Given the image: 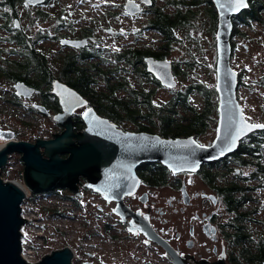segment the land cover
Instances as JSON below:
<instances>
[{
	"label": "flooded vegetation",
	"instance_id": "flooded-vegetation-1",
	"mask_svg": "<svg viewBox=\"0 0 264 264\" xmlns=\"http://www.w3.org/2000/svg\"><path fill=\"white\" fill-rule=\"evenodd\" d=\"M51 1L58 5V10L60 8L64 10L63 14L64 17L66 16V21L64 24H57L55 19H50L52 21L50 25L48 24L44 28L40 26L36 32H42L45 40L54 39L58 50H66L64 57L68 53H79L81 50L104 49L105 45L108 47L103 42L104 35H127L130 31L124 28H115L109 17L103 25H100L97 20H90L88 24H85L84 17L80 21L70 16L69 8L63 5V1L49 0L48 4ZM117 1L118 6L124 8L126 0ZM153 5L150 7L143 5L142 13H149L156 9L155 0H153ZM35 7L24 6L28 10ZM17 17H13L11 32L14 40L10 44L12 47V57L10 58L12 65L18 64L22 58H26V47L34 48V41L30 36L33 35L30 30L34 25L30 23V20H23L21 17L22 21L18 17L21 26H16L14 20ZM109 28L125 32L111 34L107 32ZM140 30L142 29L133 28L132 33L139 34ZM92 31L93 33H91ZM22 36L26 41L22 40ZM63 38H86L88 43L79 48L61 45L60 40ZM28 79V76L15 79L13 85L18 81H24L29 86L36 88L37 92L33 93L30 98L16 96V100L25 101V109L33 112H39L34 104H43L48 108L49 114L43 115L52 119V124L56 130L49 137L43 139H54V136L61 134L65 127L54 119L56 114L62 112V107L58 97L51 92L52 82L55 79H60L75 90L78 91V89L57 77L52 79L49 93L30 84ZM88 102V105L73 113V131L75 133L83 132L86 129L87 125L83 119V114L87 108L93 107L89 100ZM97 113L117 124L118 128L131 130L113 121L108 115L98 111ZM219 119L218 111L217 121L215 125H212L213 127L216 126V136ZM0 133L5 136L8 133L15 135L16 132L0 130ZM262 133H264V129L251 132L240 140L236 150L230 151L218 159L205 161L195 171H173L161 161L140 163L137 168L138 186L132 195L124 197L125 204L133 212L147 213L151 218L152 228L171 243L178 255L187 264H194L193 257L196 260L206 258L210 263L218 262L223 254L222 241L225 242L227 252L223 259L224 264H264V141H262L264 136ZM189 136L194 135L180 137ZM215 138L212 142L204 145H212ZM37 139L39 137L31 142H35ZM62 156L66 157L67 155L62 154ZM81 179L82 184L79 189L83 195L76 196L74 194L75 203L78 206V217L84 222L82 230L78 232L79 238L77 240L87 242L90 238L97 237L102 242L114 239L116 243L111 246L114 254H108L107 259H102L96 249L94 252L87 251L84 246L85 254L82 256L75 247L76 257L73 256V264H94L100 261H105L108 264H124V261L128 260L132 253L137 250V247L153 248L157 253L166 256V247L163 244L140 232L133 233L129 224L121 220V215L115 211L117 201L105 200L99 192H95L86 186L84 177ZM84 191H91L96 199L87 200ZM122 214H126V211H123ZM127 219L131 221L132 216L127 215ZM133 239H139V241L133 243L131 242Z\"/></svg>",
	"mask_w": 264,
	"mask_h": 264
},
{
	"label": "water",
	"instance_id": "water-1",
	"mask_svg": "<svg viewBox=\"0 0 264 264\" xmlns=\"http://www.w3.org/2000/svg\"><path fill=\"white\" fill-rule=\"evenodd\" d=\"M47 0H24L25 7L41 6ZM217 14L216 46L217 61L216 91L219 97L220 114L218 134L212 145L201 144L194 136L165 138L158 133L148 131L123 130L109 119L101 117L94 107H89L83 114L86 129L83 132L73 131V113L89 104L88 100L77 90L60 79L52 82L51 92L59 99L62 112L54 116L65 130L54 136V139L39 138L35 142L16 140L14 133L5 135L6 141L0 144V264H27L20 256V226L25 222L21 218V204L25 197V187L2 178V169L6 167L10 154L19 153L23 164V180L31 193L54 192L67 189L76 196L80 191L81 177L86 179V186L99 192L107 201H117L115 211L121 220L128 223L133 233L140 232L166 247V256L173 264H187L176 252L175 248L151 226V218L142 211L133 212L124 202V197L132 195L139 183L137 168L144 161H161L173 171L199 169L205 161L224 156L238 148L240 140L255 130L241 131V121L248 124H264L249 121L237 97L239 73L232 66V32L233 17L239 15L250 6L234 10L236 0H212ZM143 5L150 7L153 0H126L124 11L134 16L142 13ZM21 26L19 18L14 20ZM108 33H124L112 28ZM88 43L86 38L60 40L61 45L82 47ZM146 70L151 73L163 87H177L173 62L168 58H145ZM37 89L24 81L14 85L16 96L30 98ZM42 114H49L43 104H34ZM193 141L195 143H193ZM202 146V147H201ZM62 154L67 155L66 157ZM126 211V214H122ZM127 215L132 216L128 221ZM223 254L216 263L206 258L196 260L194 264H224L226 256L225 242ZM73 250L65 246L45 256L38 264H73ZM91 264V263H87ZM103 264H108L104 261Z\"/></svg>",
	"mask_w": 264,
	"mask_h": 264
},
{
	"label": "trees",
	"instance_id": "trees-1",
	"mask_svg": "<svg viewBox=\"0 0 264 264\" xmlns=\"http://www.w3.org/2000/svg\"><path fill=\"white\" fill-rule=\"evenodd\" d=\"M22 1L2 0L0 2L4 18L1 25L7 32L5 36L0 34V42L7 41L11 44L14 41L11 35L13 17L20 18L17 8L23 4ZM205 1L209 3L205 9L206 23L209 22L208 31L215 35L218 21L217 9L212 0ZM48 2L49 0L46 5ZM155 2L156 9L152 10L148 24L140 30V33L153 29L162 36V44L145 45V47L124 45L113 52L95 48L81 50L79 53H68L61 62L58 77L78 89L98 112L108 115L121 125L125 126L127 122H132L136 130L158 132L166 137L194 135L197 138L217 121L218 96L214 95L215 89L199 83L192 84L185 90L176 92L174 98L165 104L154 103L155 87H162V85L146 70L145 58L147 56L166 58L175 44L183 42L177 32L183 30L184 33L190 34L198 27L200 13L196 8L204 0H165L161 5L158 4V0ZM249 3L248 9L233 17L234 29L231 36L233 51L236 47L235 36L241 35L239 26L247 25L251 28L256 22L264 25V0H249ZM7 7L10 8V12L6 10ZM36 12V18L55 19L57 24H64L66 21L64 10L61 8L58 10V7H54L51 11L38 8ZM28 19L32 25L37 24L34 18L31 20L28 17ZM30 36L34 41V48L26 47V58H22L18 64L12 65L11 46L0 49L2 57L0 76L6 77L11 82L28 76L30 84L50 93V84L56 76L55 66L59 60L54 57L56 54L52 50L44 51L38 48L37 45L45 40L42 32H36ZM22 40L26 41L23 36ZM189 40L193 41L190 38ZM190 65L191 62H186L187 68H190ZM173 69L176 75L180 74L178 64H173ZM123 90L130 95L127 99L119 96ZM193 92H198L205 97V107L200 111L190 103V94ZM181 108L185 113H191V116L181 115ZM262 134L264 136V133Z\"/></svg>",
	"mask_w": 264,
	"mask_h": 264
},
{
	"label": "rangeland",
	"instance_id": "rangeland-1",
	"mask_svg": "<svg viewBox=\"0 0 264 264\" xmlns=\"http://www.w3.org/2000/svg\"><path fill=\"white\" fill-rule=\"evenodd\" d=\"M63 5L69 8V13L72 18L82 20L84 17L85 24H88L90 20H97L100 25H103L108 17L115 28H124L130 30L127 35L108 36L104 35L103 48L109 52L117 51L124 45H136V46H153L163 43L162 36L155 30H144L140 34L132 33L133 28L143 29L148 24L152 13H142L135 17L129 16L124 8L118 6L117 0H61ZM165 0H158V4L161 5ZM67 2V3H65ZM111 3V4H110ZM204 2L196 9L200 13L198 19V27L193 29L190 34L184 33L183 30L178 31L181 43L175 44L172 47L166 58L172 60L173 64H178L180 68V74L176 75L178 80L177 87L170 89L167 87L156 86L155 94L153 96V102L158 104H165L174 98L176 92L183 91L192 84H202L213 88L216 91L217 74H216V61H217V46H216V32L213 35L208 31L209 22L206 23V6ZM58 5L51 1L46 6H36L35 9L29 11L21 4L17 10L20 13V18L27 20L28 17L37 23L30 33L35 34L37 29L42 26L51 24V20H44L42 18H36V9H45L51 11ZM215 6V5H214ZM10 12V8L6 9ZM28 10V11H26ZM122 10L124 12H122ZM169 10V9H168ZM171 10V8H170ZM2 8L0 7V24L4 22L2 15ZM115 14V15H113ZM21 18V20H22ZM22 20V21H23ZM29 20V19H28ZM254 27L247 25L239 26L241 35H236L234 41L236 42L235 50L232 54V66L239 73V85L237 88V97L240 104L243 107L246 118L252 122L264 123V25L254 23ZM102 31V30H100ZM0 34L5 36V31L0 26ZM100 34V33H99ZM101 35V34H100ZM193 39V41H190ZM59 44V41H57ZM10 43L0 42L1 48H9ZM40 50L48 51L52 50L56 55L54 56L59 60L55 66V77L60 75L61 62L66 50H58L54 39L49 38L38 45ZM11 58V57H10ZM17 58V57H16ZM2 57L0 56V60ZM186 62H191L190 68L186 67ZM241 80V81H240ZM14 82L9 81L6 77L0 76V130H6L8 132H16L14 138L16 140H29L34 141L37 137L47 138L51 135L56 128L52 124V119L46 117L40 112H33L25 109V101L16 100L14 94ZM52 86V85H51ZM152 87V85H149ZM218 93L216 91V94ZM119 96L127 99L130 95L127 91L123 90L119 93ZM216 98V97H215ZM218 101V98H217ZM190 103L192 106L200 111L205 107V97L198 92L190 94ZM191 116V113H185L181 108V115ZM125 127L128 129H134L132 122L126 123ZM216 126L210 127L206 132L197 136V140L203 144L212 142L216 136ZM6 141L3 134L0 133V144ZM15 161L19 165V169L13 171L9 175L5 176L2 171V175L6 178H14L23 171V164L20 161V154L15 153ZM57 193L71 194L67 189H57ZM84 195L87 200L96 199L93 197L91 191H84ZM33 196V194H32ZM79 216V215H78ZM68 219L65 226V230L55 227L54 233L50 236V240L55 246L73 245L76 247L79 254L82 256L85 254V250L92 251L97 250V253L101 255L102 259H107V255L113 253L111 246L116 243V240L109 239L107 242H102L97 237L90 238L87 242L78 241L79 230H82L83 221L79 217ZM88 228H90L88 226ZM77 240V242H76ZM139 241V239H137ZM133 239L131 242L137 241ZM133 245V244H132ZM84 246V247H83ZM143 248V247H142ZM140 248L137 247L131 257L124 261V264H133L134 256L138 253ZM78 264V263H75Z\"/></svg>",
	"mask_w": 264,
	"mask_h": 264
},
{
	"label": "built area",
	"instance_id": "built-area-1",
	"mask_svg": "<svg viewBox=\"0 0 264 264\" xmlns=\"http://www.w3.org/2000/svg\"><path fill=\"white\" fill-rule=\"evenodd\" d=\"M18 169L19 165L15 161V154H10L6 167L2 169L3 173L7 176ZM22 172L19 171L14 178H6L2 175L4 181L25 187V197L21 204L20 213L25 222L19 229L21 258L27 264H38L45 256L65 246L70 247L73 250V256L76 257V250L73 245L67 244L58 247L50 240L55 227L65 230V226L69 222L68 219L78 216V206L73 198L74 194L31 193L24 184ZM139 248V252L134 256L133 264H173L167 256L157 253L153 248ZM103 263L100 261L94 264Z\"/></svg>",
	"mask_w": 264,
	"mask_h": 264
},
{
	"label": "snow or ice",
	"instance_id": "snow-or-ice-1",
	"mask_svg": "<svg viewBox=\"0 0 264 264\" xmlns=\"http://www.w3.org/2000/svg\"><path fill=\"white\" fill-rule=\"evenodd\" d=\"M146 2H150V0H146ZM245 0H236L234 5V10H238L240 7H246ZM241 131L243 130H251L254 128H264V124H248L246 121H241ZM193 143H195L193 141ZM202 147V146H201Z\"/></svg>",
	"mask_w": 264,
	"mask_h": 264
},
{
	"label": "bare ground",
	"instance_id": "bare-ground-1",
	"mask_svg": "<svg viewBox=\"0 0 264 264\" xmlns=\"http://www.w3.org/2000/svg\"><path fill=\"white\" fill-rule=\"evenodd\" d=\"M3 143H5V142H3ZM3 143H2V144H3Z\"/></svg>",
	"mask_w": 264,
	"mask_h": 264
}]
</instances>
